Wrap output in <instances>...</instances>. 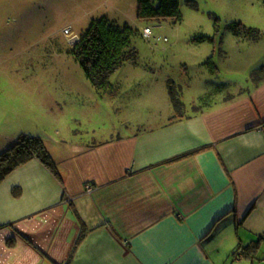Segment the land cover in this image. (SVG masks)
<instances>
[{
  "label": "crops",
  "instance_id": "1",
  "mask_svg": "<svg viewBox=\"0 0 264 264\" xmlns=\"http://www.w3.org/2000/svg\"><path fill=\"white\" fill-rule=\"evenodd\" d=\"M250 65L209 107L216 64L174 84L176 117L163 86L100 141L44 145L59 176L31 160L0 183V264H264V62Z\"/></svg>",
  "mask_w": 264,
  "mask_h": 264
},
{
  "label": "rangeland",
  "instance_id": "2",
  "mask_svg": "<svg viewBox=\"0 0 264 264\" xmlns=\"http://www.w3.org/2000/svg\"><path fill=\"white\" fill-rule=\"evenodd\" d=\"M179 11L180 22L157 21L138 19L135 0H0L1 152L20 136H40L51 149L60 141H100L112 125L138 120L135 99L147 103L163 86L168 93L171 82L204 84L209 75L200 65L207 59L224 83L264 62V0H179ZM103 16L139 35L136 62L115 70L108 80L114 94L100 96L71 55V40ZM232 23L258 31L257 41L234 37L226 28ZM146 27L150 39L141 36ZM201 34L210 40L198 44ZM96 103L109 115L94 116Z\"/></svg>",
  "mask_w": 264,
  "mask_h": 264
},
{
  "label": "trees",
  "instance_id": "3",
  "mask_svg": "<svg viewBox=\"0 0 264 264\" xmlns=\"http://www.w3.org/2000/svg\"><path fill=\"white\" fill-rule=\"evenodd\" d=\"M135 1L138 19L181 21L179 0ZM187 4L194 7L193 1H188ZM226 28L240 40L257 41L259 37L258 31L240 23L229 24ZM138 35V30L133 29L127 23L118 24L103 16L93 19L85 32L77 36V40L72 43L71 55L79 64L85 77L92 83L97 95L114 94L115 89L109 84V76L124 63L136 62L138 55L132 42ZM209 40L208 36L201 34L194 41L204 44ZM200 66L205 68L209 74L217 75L216 66L211 58ZM262 72L264 73V68ZM171 83L168 84V96L176 117L183 112V104ZM226 89L228 86L225 83L213 86L207 96L199 100V107H209L213 97L223 93ZM31 160L39 161L55 176H59L55 163L50 158L42 140L39 137L20 136L9 148L0 152V183L14 169ZM238 251L242 252L236 249L235 256H239Z\"/></svg>",
  "mask_w": 264,
  "mask_h": 264
},
{
  "label": "built area",
  "instance_id": "4",
  "mask_svg": "<svg viewBox=\"0 0 264 264\" xmlns=\"http://www.w3.org/2000/svg\"><path fill=\"white\" fill-rule=\"evenodd\" d=\"M151 36H152V32H151V30L149 29V28H145L144 30H143V37L145 38V39H150L151 38ZM157 39L158 38H156L155 39V41H157ZM76 40V38H72V40H71V44L74 42ZM263 131H264V125H263ZM85 191L87 192V193H90L91 191H92V187L91 186H86L85 187Z\"/></svg>",
  "mask_w": 264,
  "mask_h": 264
},
{
  "label": "bare ground",
  "instance_id": "5",
  "mask_svg": "<svg viewBox=\"0 0 264 264\" xmlns=\"http://www.w3.org/2000/svg\"><path fill=\"white\" fill-rule=\"evenodd\" d=\"M146 28H149V27H146ZM151 30V28H149ZM141 36L143 37V32L141 33ZM144 38V37H143ZM145 39V38H144ZM76 40H77V37H76ZM72 45V44H71ZM86 192V191H85Z\"/></svg>",
  "mask_w": 264,
  "mask_h": 264
}]
</instances>
